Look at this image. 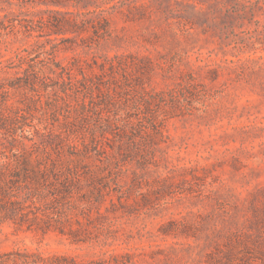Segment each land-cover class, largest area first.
I'll list each match as a JSON object with an SVG mask.
<instances>
[{"label":"rangeland","instance_id":"1","mask_svg":"<svg viewBox=\"0 0 264 264\" xmlns=\"http://www.w3.org/2000/svg\"><path fill=\"white\" fill-rule=\"evenodd\" d=\"M69 1L50 8L85 12L88 29L38 49L36 81L10 87L23 73L6 58L44 40L17 20L46 6L0 0L5 24L17 19L0 35V162L29 154L48 177L19 174L43 194L24 203L20 226V211L0 224V254L264 264V4L226 0L198 19L192 0H134L130 12H103L108 31L95 34L96 14ZM43 214L46 234L34 229Z\"/></svg>","mask_w":264,"mask_h":264},{"label":"trees","instance_id":"2","mask_svg":"<svg viewBox=\"0 0 264 264\" xmlns=\"http://www.w3.org/2000/svg\"><path fill=\"white\" fill-rule=\"evenodd\" d=\"M32 3L37 5L46 6L45 9L39 8L33 10L32 13L34 17H28L25 20L27 23L19 22L17 19H11L8 21L9 24H5L4 20L6 15H0V35H2L7 28L17 27L14 21L17 20L20 26L25 27L28 31L34 30L36 26L40 27V31L44 34H39V36L44 37L43 41L34 40L29 44V47L20 48L16 50L14 55L6 58V62L9 69L16 68L15 73L22 71L23 76H16L12 78V82L9 84L10 87L21 86L23 84H31L36 81L38 74L34 69V65L30 61H35V55L39 53L38 49L45 53H53L57 45V40H68L79 34L83 33L88 29L85 26L87 20L83 18V13L79 10L71 12L70 17H66L65 13L60 10L52 9L53 7H65L68 6L69 0H29ZM193 3L190 4L192 8L196 7V4L199 5L200 9L197 11V18H201L203 6L209 11L213 12L217 10V5L226 0H192ZM260 3L264 4V0H254L251 2V10L257 6L260 7ZM71 5L73 7H81L86 12H93L96 14L95 18L90 19V25L95 34L99 32L105 33L108 31L109 18L107 14L103 12L108 9L116 8L120 13L124 11H129L133 8H138L139 5L136 4L134 0H74ZM143 5V4H142ZM140 5V6H142ZM93 6V10H88ZM244 13H247V8L243 7ZM195 14V13H193ZM233 16V15H228ZM187 17L188 21H194L192 14H189ZM67 33L72 34L70 37L66 38ZM82 40L88 38V36H81ZM34 58V59H33ZM59 65H57L58 67ZM6 68V69H7ZM63 70V67H60ZM83 78H85L83 76ZM76 81H79L78 79ZM1 87V86H0ZM33 162L35 163L33 165ZM18 166L12 167L8 160L0 162V224L7 219H13L14 215L20 211V220L16 222L19 226L22 223L21 216L24 214V203L28 201L30 204H36L40 202L43 192L40 190L37 193H34L33 190L28 187L26 184L21 185L19 182V174H22L23 181L25 182H44L48 181V177L43 173L38 166L39 162L37 158H31V155L26 154L21 159L17 161ZM13 168H18L20 171L17 174H14L16 177L9 178L7 173L12 171ZM67 171H70L69 169ZM14 170L12 173H16ZM69 176L64 175L63 179L66 182L78 183L79 177L72 176L71 172H68ZM25 190L21 199L19 198V192ZM39 195V196H38ZM45 217L40 218L41 222H36L35 230H40L43 234H46L50 230V226L45 225L44 218H48V214H43ZM36 218H38L36 216ZM32 224L28 225L27 229L31 228ZM91 263V262H90ZM0 264H85L79 262L75 257L56 254V253H47L43 254L42 252L29 251V250H11L8 252H3L0 254Z\"/></svg>","mask_w":264,"mask_h":264}]
</instances>
